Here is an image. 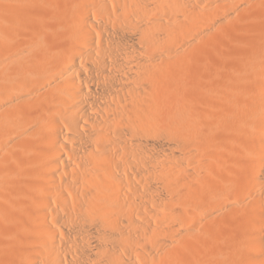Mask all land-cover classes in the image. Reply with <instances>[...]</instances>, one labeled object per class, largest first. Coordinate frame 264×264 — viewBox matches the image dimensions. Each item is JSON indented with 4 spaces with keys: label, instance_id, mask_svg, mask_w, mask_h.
Instances as JSON below:
<instances>
[{
    "label": "bare ground",
    "instance_id": "6f19581e",
    "mask_svg": "<svg viewBox=\"0 0 264 264\" xmlns=\"http://www.w3.org/2000/svg\"><path fill=\"white\" fill-rule=\"evenodd\" d=\"M258 3L0 0V264H264Z\"/></svg>",
    "mask_w": 264,
    "mask_h": 264
},
{
    "label": "rangeland",
    "instance_id": "374dc122",
    "mask_svg": "<svg viewBox=\"0 0 264 264\" xmlns=\"http://www.w3.org/2000/svg\"><path fill=\"white\" fill-rule=\"evenodd\" d=\"M264 2V0H261V2ZM261 3H258L256 6H257V9H256V7L254 8L253 7V9L252 8H250V9H248V11L246 12V14H244V13H242V15H245L244 17H245V19H247V27L248 26H251L250 28H254L255 26L253 25V24H255L256 25V23L258 24V22H256V20L257 19H259V16H261L260 15V13L261 14H263L264 15V3H262L261 5H260ZM259 6V7H258ZM261 6V7H260ZM256 9V10H255ZM252 11V12H251ZM255 14V15H254ZM249 16V17H248ZM257 18H256V17ZM255 17V18H254ZM262 17V16H261ZM254 20H252V19ZM248 20H249V22H248ZM251 20V21H250ZM258 21V20H257ZM251 22V23H250ZM256 22V23H255ZM253 25V26H252ZM259 25V24H258ZM258 25H256V27L258 26ZM250 28H249V30H250ZM235 33V32H234ZM238 34H240V33H238ZM236 35V33H235V37L237 36V38L236 39H238V38H240V37H238V36H240V35ZM243 34V33H242ZM209 162H210V164H214L213 162H211L210 160H208ZM216 170L218 171V173L221 175V177H222V180L225 182V181H227V180H229V178H231L236 184H238V185H240V186H245V182H244V180H243V171H240V170H237V171H234V170H232V169H229V168H227V167H217L216 168ZM226 187H229V185H225ZM217 192V191H216ZM185 209V207L184 206H181L180 207V210H184ZM229 220V219H228ZM222 222H220V231L219 232H221V233H223V234H225V232L227 231V232H229L228 230H230L231 229V225L230 224H228L229 223V221L230 222H233V220L231 219V220H229V221H226V220H221ZM227 223H226V222ZM229 226H228V225ZM227 229V230H226ZM222 230H224L223 232H222ZM226 232V233H227ZM11 251V250H10ZM7 252V251H6ZM6 252L4 253H2L1 255H0V257L2 258L3 256H5L6 255ZM9 252V251H8ZM10 253V252H9ZM9 253H7V255H9ZM5 254V255H4ZM6 258L8 257V256H5Z\"/></svg>",
    "mask_w": 264,
    "mask_h": 264
}]
</instances>
